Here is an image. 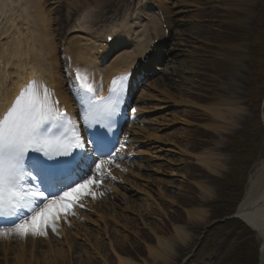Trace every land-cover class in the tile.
Returning a JSON list of instances; mask_svg holds the SVG:
<instances>
[{
  "label": "rangeland",
  "instance_id": "1",
  "mask_svg": "<svg viewBox=\"0 0 264 264\" xmlns=\"http://www.w3.org/2000/svg\"><path fill=\"white\" fill-rule=\"evenodd\" d=\"M71 1H52L55 4L50 6L60 12L61 18L56 17L59 22L65 20ZM114 2L121 6L119 12L122 15L130 3L138 9L137 0ZM175 4L177 6L173 8ZM168 8L175 28L171 44L174 54L180 55L167 68L169 76L163 75L157 80L164 79L173 96L165 92L166 87L149 90L152 94L149 99L160 103L155 104L156 108L152 107L151 114H144L139 119L150 124L139 123L134 128L138 133L135 138L143 142L136 146L143 153L135 160L142 167L137 172L139 179H131L137 191L131 193L127 191L130 188H122V195L128 199L120 196L112 199L115 209L107 215L103 214L104 209L98 210L97 215L94 210L87 211L85 218L88 221L82 220L84 227L77 231L79 239L71 244V249L61 245L64 240H58L57 244L42 234L30 242L29 235L27 239L19 236L8 259L1 254L0 264H118L120 257L133 264H157L149 256V249L157 246V236L176 244L175 253L158 264H179V257L185 258L188 251L186 244L175 241L176 227L183 228L191 238L199 239L204 226L213 222L214 212L220 214L226 205L230 213L244 198L248 174L264 156L262 108L258 107L264 96V60L254 55L252 41L257 35L264 57V1L172 0ZM110 18L98 26L120 20L118 13ZM253 56L256 61L252 63ZM174 80L184 83V90L177 87L179 84ZM251 85L254 103L257 102L254 111L250 107ZM236 97H239L236 103L240 110L228 117L231 112L227 110L232 108L225 106V99L232 103ZM176 105L178 108H173ZM167 107H171L170 110ZM213 107L218 111H207ZM220 120L223 121L221 124ZM205 153H212L217 158L211 164L212 168L216 167L213 170L194 160L196 155ZM160 190L164 191L163 195ZM228 191L234 199L221 204V196ZM217 198H220L219 202H216ZM212 204L214 208L210 207ZM148 205L150 207L148 210L146 207L142 217L153 230L145 227L135 214V209L142 210ZM200 209L207 213L202 221L191 214ZM240 227L223 225L209 232L203 248L210 259H199L197 264H224L227 253L235 246ZM86 234L91 239L85 241ZM105 234L110 238L105 239ZM18 247L25 250V260L16 258L20 253H13ZM100 248L102 252L97 251ZM51 250L55 252L51 253ZM56 253H62L64 257L54 256ZM249 254L248 264H259V254L256 257L251 251Z\"/></svg>",
  "mask_w": 264,
  "mask_h": 264
},
{
  "label": "snow or ice",
  "instance_id": "2",
  "mask_svg": "<svg viewBox=\"0 0 264 264\" xmlns=\"http://www.w3.org/2000/svg\"><path fill=\"white\" fill-rule=\"evenodd\" d=\"M87 79L86 74L75 73L78 87L74 98L82 106L84 126L99 125L88 138V144L94 145L90 151L76 132L78 123L62 113L59 101L36 81L21 90L0 118V217H16L13 227L19 235L46 234V227L61 212H69L81 195L91 194L88 188L96 175L94 169L101 168L103 158L115 152L114 147H107L109 131L119 115L127 77H119V89L113 80L108 97L99 95L101 89L86 83ZM77 154L93 163L88 165L83 159L76 162ZM74 162L80 171H87L79 179L65 182L62 176Z\"/></svg>",
  "mask_w": 264,
  "mask_h": 264
},
{
  "label": "bare ground",
  "instance_id": "3",
  "mask_svg": "<svg viewBox=\"0 0 264 264\" xmlns=\"http://www.w3.org/2000/svg\"><path fill=\"white\" fill-rule=\"evenodd\" d=\"M87 1L88 0H73V2L71 1L69 3L71 7L67 12L70 13L73 9L75 10V12H78L81 9V4L83 2L86 3ZM35 2L36 0H0V19L2 17L5 18V16L7 15L10 16L9 18H7V24H5L4 29L0 31V37L9 35V37L5 39L6 43L0 44V99L1 101L3 99L7 100L11 97V95L13 97L14 94L19 91L20 87L24 88L25 85L30 81L42 79L43 81L51 85L52 88L57 90L62 105H65L66 103L69 107H71V100L67 96V89L65 87L66 80L63 78L64 72L61 68V60L57 54V43L55 35H53V30L50 28L49 22L46 21V18H39V16L34 13L35 7L33 5L35 4ZM156 2L160 5H152L154 7V10H152L151 7L142 5V8L144 7L140 14L142 21L137 25V29H135V27L133 29L131 26L126 25L121 26L120 28V25H114L113 27H111L110 32L114 30L117 43L114 44L115 46H113L112 48V51H115V53L111 56L113 59L110 60L109 65H107L105 69L103 80H105L106 77V80L108 81L118 71L125 72L131 69L134 63L136 61H139L148 49H150L152 54L151 61H157V58L159 61L161 57H163V53L159 52L158 46L155 45L153 49L151 48L153 40H158L159 44L165 41V34L163 31H160L159 27V25H161V17L155 9L159 8L160 6L164 7L165 3L163 1L160 2L159 0H157ZM99 9L101 14H104L103 16L106 17L109 14H114L121 11V6H119L118 2L113 3V1H110L109 5L100 7ZM164 12L167 15H165ZM40 14L42 15L41 12ZM162 15L167 16L169 26L172 29V18L167 9L163 8ZM70 16L71 15L69 14L67 18H69ZM2 20L3 19H1L0 24H4V21ZM18 21L20 22L18 23ZM79 32H84L83 35H85L84 28L81 27V30H79ZM110 32H103V39H105L106 35H109ZM85 37H87V35H85ZM85 37H83L82 39L84 40ZM130 37H132V39H130ZM182 41L183 40L180 39V42ZM103 42L104 40H102V42L100 43L99 40L90 41L89 39H85L84 42L77 43V45L73 47H71L72 44H67V46H70L72 51L75 52L72 57L75 59L77 65L79 62H86V64L90 65L89 74H87V77L89 83H91L93 86H97L98 84H100L99 77L101 76H95L96 68H94L93 65H96L103 59L98 54ZM125 46H127V48ZM120 47H125V49L119 52L118 48ZM183 47L184 45H182V48ZM173 51L174 50L170 52V56H172V59L180 55L173 54ZM155 52L157 54V58L154 59L153 56ZM172 59L171 62L173 61ZM155 70L157 71L159 70V68H156ZM164 73L167 72L164 71ZM174 81L175 83L179 84L177 87H179L181 90H184V83L177 80ZM160 86L164 88L167 86L164 79L160 80L158 83L152 81L149 84V89L155 90V87L160 89ZM165 92L173 96L171 93H169L167 87ZM141 95L142 96H140L139 98L140 101H143L145 99L148 100V94L143 93ZM62 100L65 103H63ZM234 100L235 101H233L232 103H229V101L231 100L225 99V106L227 108H232L227 110L228 112H231L228 117L240 110L236 103V101H239V97L234 98ZM207 111L215 112L218 111V109L216 107H213L212 109H207ZM221 118L223 120V117ZM180 119L183 120V118ZM262 119L264 125V105ZM222 120H220V124L223 122ZM261 159L262 161L255 165L253 170L249 174L244 199L240 206L238 216L247 224L255 227L259 231L260 239L264 240V156ZM197 160L200 165L213 170L215 166L212 168L213 165L211 164L212 162L216 161L217 158L212 153H206L204 155L198 156ZM105 170L108 173L112 169L106 167ZM98 174L99 172L97 173V175ZM100 175L103 174L100 173ZM88 191L92 194L98 192L95 185H90ZM115 191L119 192L118 190ZM163 192L164 191L160 190V193L162 195ZM124 197L128 199L126 195H124ZM101 204L102 205H99L97 203V206L101 210H103V208L104 210H106L105 213H103L105 215L108 214L107 212L110 213L115 209L114 204L111 201L107 202L106 199L101 201ZM146 207L148 210L150 206H144L142 210L135 209V214L140 217L142 223H144L142 215L145 213ZM204 212L205 211L203 210H194L191 214L193 215L194 219L199 220L202 219V216H204ZM81 216H84V214H81ZM144 225L147 228L149 227V230L154 229L150 224L144 223ZM126 226L127 225H124L125 229H127ZM176 228L175 239L179 243H183L189 238L188 233L181 227ZM61 232L65 233L62 237L65 238L67 245L71 247L70 241L73 243V240H75L76 237H74V234L71 235L67 231L63 230ZM3 233V235H0L1 238L5 237V235L7 234V230L3 231ZM123 237L125 239H128L126 235H123ZM87 238L91 239L90 236H87ZM157 238V246L149 249V256L156 263H163L169 259L170 255H173V253H175L176 244L170 243L171 241L167 238L164 239L160 236H157ZM2 242L3 245L1 247L2 250H0V253H4V259L7 260L11 248L5 245V240H3ZM97 251L102 252V249L100 248ZM20 255L24 257V254ZM56 255H58L59 257H64L60 253H56L55 256ZM48 261L52 262V260ZM118 264L133 263L129 260L120 258Z\"/></svg>",
  "mask_w": 264,
  "mask_h": 264
},
{
  "label": "trees",
  "instance_id": "4",
  "mask_svg": "<svg viewBox=\"0 0 264 264\" xmlns=\"http://www.w3.org/2000/svg\"><path fill=\"white\" fill-rule=\"evenodd\" d=\"M238 257H239V263L241 262V260L245 259V256L241 252L238 253Z\"/></svg>",
  "mask_w": 264,
  "mask_h": 264
}]
</instances>
